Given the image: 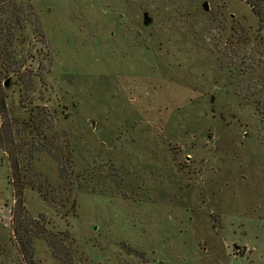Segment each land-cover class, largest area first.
Wrapping results in <instances>:
<instances>
[{
	"label": "rangeland",
	"instance_id": "1",
	"mask_svg": "<svg viewBox=\"0 0 264 264\" xmlns=\"http://www.w3.org/2000/svg\"><path fill=\"white\" fill-rule=\"evenodd\" d=\"M30 3L41 37L0 74V264H61L44 235L71 264H264V0ZM31 114L60 163L36 153L17 205Z\"/></svg>",
	"mask_w": 264,
	"mask_h": 264
},
{
	"label": "trees",
	"instance_id": "2",
	"mask_svg": "<svg viewBox=\"0 0 264 264\" xmlns=\"http://www.w3.org/2000/svg\"><path fill=\"white\" fill-rule=\"evenodd\" d=\"M32 21L34 25L32 33H39L41 37V28L37 16L35 15L34 8L30 3V0H0V74L14 73V66L16 65H18V67L16 66L15 68H19L20 71L23 66L22 61L26 62V59L21 60V62L15 59L17 57V50L13 47L15 46V43L19 38L22 37V39H25L24 32L28 24H31ZM28 58L32 59L33 57L29 56ZM5 64H7V66ZM262 101L264 102V99ZM37 119L38 117H34L31 114L29 121L27 123H22V125H20V129L18 130V135L21 134V132L26 133L29 143L26 142L22 148L26 146L27 149H17V147L13 145L14 137L13 135H10V141L12 139L13 140L9 143L11 144V146H14L13 148H11V150L8 149V154L11 156V158H13V160H11V165H9L10 183L13 188V195L16 202L18 200L17 205L21 204L20 197H22L24 189L31 185L29 183L31 182L30 179L26 178L29 181L28 182L21 178L22 173L29 172L30 177L31 175L32 177L37 175L32 163L33 157L36 153L46 152L49 155H52L58 164L60 163V159H58L54 153L53 146H50V143H46V141L44 140L43 131L45 121L43 122ZM21 128L23 129L21 130ZM34 133L35 137H33ZM14 153H16L17 155H23L24 157H12ZM65 173L66 172H64V170L62 169L60 172L61 179L65 178ZM66 178H69V176ZM66 178L65 181L67 180ZM35 223V220H31V224L35 225ZM40 234H42V232ZM35 237L38 238V236ZM42 238L46 241V243H48L49 246H51L53 257H55L56 259L60 257L61 264H71V258H69V260L66 257L62 259L60 253L61 251L56 250L58 243L54 241L52 236L46 237L44 235L42 236Z\"/></svg>",
	"mask_w": 264,
	"mask_h": 264
},
{
	"label": "water",
	"instance_id": "3",
	"mask_svg": "<svg viewBox=\"0 0 264 264\" xmlns=\"http://www.w3.org/2000/svg\"><path fill=\"white\" fill-rule=\"evenodd\" d=\"M202 8H203L204 11H208V5H207V2H204V3L202 4ZM143 21H144V24H145V25H149V24L152 22L151 18L148 17L147 13H144V14H143ZM9 83H10V79L8 78V79H6V81L4 82V86H5V87H9ZM210 102L213 103V97H211ZM90 122H91V125L93 126L94 121L91 120Z\"/></svg>",
	"mask_w": 264,
	"mask_h": 264
}]
</instances>
